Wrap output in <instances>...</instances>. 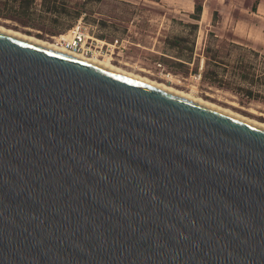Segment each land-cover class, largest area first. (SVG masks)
Here are the masks:
<instances>
[{"label":"water","instance_id":"1","mask_svg":"<svg viewBox=\"0 0 264 264\" xmlns=\"http://www.w3.org/2000/svg\"><path fill=\"white\" fill-rule=\"evenodd\" d=\"M0 264H264V128L0 32Z\"/></svg>","mask_w":264,"mask_h":264},{"label":"rangeland","instance_id":"2","mask_svg":"<svg viewBox=\"0 0 264 264\" xmlns=\"http://www.w3.org/2000/svg\"><path fill=\"white\" fill-rule=\"evenodd\" d=\"M193 15L169 0H0V26L53 42L83 18L119 42L102 60L264 123V51ZM212 71L219 83L204 78Z\"/></svg>","mask_w":264,"mask_h":264},{"label":"crops","instance_id":"3","mask_svg":"<svg viewBox=\"0 0 264 264\" xmlns=\"http://www.w3.org/2000/svg\"><path fill=\"white\" fill-rule=\"evenodd\" d=\"M180 12L193 14L202 5L201 18L208 23L227 25L234 35L264 51V0H169ZM216 16V20H215ZM260 40V41H258Z\"/></svg>","mask_w":264,"mask_h":264},{"label":"bare ground","instance_id":"4","mask_svg":"<svg viewBox=\"0 0 264 264\" xmlns=\"http://www.w3.org/2000/svg\"><path fill=\"white\" fill-rule=\"evenodd\" d=\"M0 32L8 34V35H11V36H14V37H17V38H20V39H24L26 41L35 43L37 45H40V46H43L45 48L51 49L53 51H56V52H59V53L74 57L76 59L91 63L93 65H97L99 67H102L104 69H107L109 71H112L114 73L122 75L124 77H127L129 79H132V80H135L137 82L149 85L151 87L157 88L159 90L165 91L167 93L173 94L175 96L181 97V98L189 100L191 102L200 104L202 106L208 107L210 109L219 111L221 113L227 114L229 116L235 117L237 119H240V120H243V121H246L248 123H251V124H254L256 126L264 128V123H262V122L256 121V120L248 118L246 116H242V115H240V114H238V113H236V112H234V111H232L230 109L220 107V106H218V105H216L214 103L208 102V101L203 100V99L198 98V97H195V96H193V95H191L189 93H185V92H183L181 90L175 89V88H173L171 86H168V85H166L164 83H160L158 81L151 80V79H149L147 77H144L142 75L133 73L132 71H129V70L124 69L122 67L116 66V65H114L111 62H107L105 60H102V58L85 57L83 55L73 53V52L65 49L64 47H61V46H59V45H57V44H55L53 42L46 41V40H43V39H39V38H37L35 36L23 34V33H20V32L11 30V29H7V28H5L3 26H0ZM105 57H107V56H105ZM124 65L130 66V65H128V63L124 64ZM140 71L144 72L143 70H140ZM252 113H254V112H252Z\"/></svg>","mask_w":264,"mask_h":264},{"label":"built area","instance_id":"5","mask_svg":"<svg viewBox=\"0 0 264 264\" xmlns=\"http://www.w3.org/2000/svg\"><path fill=\"white\" fill-rule=\"evenodd\" d=\"M53 42L65 49L85 57L104 58L112 56L118 47V41L107 43L97 39L90 28L83 23V18L66 33L54 37Z\"/></svg>","mask_w":264,"mask_h":264},{"label":"trees","instance_id":"6","mask_svg":"<svg viewBox=\"0 0 264 264\" xmlns=\"http://www.w3.org/2000/svg\"><path fill=\"white\" fill-rule=\"evenodd\" d=\"M201 14H202V5L197 4L195 6L194 15L191 16V18H193L195 20H199L201 17ZM215 20H216V16H215ZM204 78L207 79L209 82H212V83H219L220 82L218 71H212L210 74H209V72H207V73H205Z\"/></svg>","mask_w":264,"mask_h":264}]
</instances>
